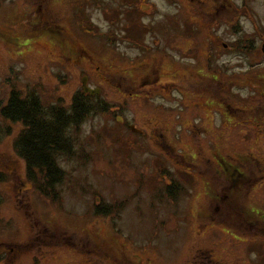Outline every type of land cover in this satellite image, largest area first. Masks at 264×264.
I'll list each match as a JSON object with an SVG mask.
<instances>
[{"label":"rangeland","instance_id":"374dc122","mask_svg":"<svg viewBox=\"0 0 264 264\" xmlns=\"http://www.w3.org/2000/svg\"><path fill=\"white\" fill-rule=\"evenodd\" d=\"M143 1L0 0V106L16 90L68 107L83 76L101 89L92 103L108 106L94 105L70 130L73 155L59 158L61 199L26 179L14 150L23 125L0 115V173L8 176L0 184V264H264V232L236 224L234 204L217 192L218 168L206 162L236 153L253 182L264 177V55L218 42L214 57L204 54L215 35L247 47L252 37L260 50L264 0H185L203 26L178 1L146 0L159 14ZM184 31L193 40L178 38ZM157 36L184 64L147 65ZM227 107L231 124L218 113ZM231 195L259 206L264 183Z\"/></svg>","mask_w":264,"mask_h":264},{"label":"trees","instance_id":"16d2710c","mask_svg":"<svg viewBox=\"0 0 264 264\" xmlns=\"http://www.w3.org/2000/svg\"><path fill=\"white\" fill-rule=\"evenodd\" d=\"M82 24L85 25L84 22ZM113 37L116 39L118 36ZM243 48L245 53H250V45L239 46V50ZM92 98L96 96L85 95L82 91L74 95L68 107L59 104L46 107L37 94L29 92L23 96L13 90L7 105L0 106L4 120L23 125L14 142V150L26 163V179L42 195L61 199L58 187L64 181L66 171L59 165V158L65 154L73 155L70 130L80 128L94 110V105H98L100 111L107 110L106 104H93ZM7 178L1 172L0 184ZM33 264H39L38 259Z\"/></svg>","mask_w":264,"mask_h":264},{"label":"flooded vegetation","instance_id":"af4514ba","mask_svg":"<svg viewBox=\"0 0 264 264\" xmlns=\"http://www.w3.org/2000/svg\"><path fill=\"white\" fill-rule=\"evenodd\" d=\"M145 1L146 0H144L140 5L141 6L143 5L144 7H145V5H148L150 7V9H152L153 12L159 14V8L157 5L155 7V5L150 4V2H149V4H145ZM177 1L179 2L180 9L182 10V11L179 10L180 13H185L184 16L188 20H190L192 23H194L195 25H199V26L204 25V21L202 19H199L200 14H198V12H197V15L193 14V17L191 15H189L190 12H189V9L186 5L185 0H168V2L171 5L178 4ZM190 7L193 11L196 9L192 5ZM142 12L145 13L146 11H142ZM177 14H178V12H177ZM194 20H195V22H194ZM197 20H199V22ZM175 38H177V37H175ZM178 38H181L183 40H188V41L193 40L191 34L189 32H185V31L183 32L182 35L181 34L178 35ZM212 39L215 41L213 44H210V43L206 44L205 43L206 46L204 49V54H206L207 57L208 56L214 57L215 50L217 49V43L216 42H218L224 50H232V49L235 51L239 50L240 41H238L235 45H229V43H225L224 41H222L221 38H219V36L215 35L214 37H212ZM171 41L172 40L169 39L170 43H171ZM245 41L250 45V53L260 52L264 55V53L262 52V47L260 48V50L258 48L254 47L252 37L246 38ZM163 43L166 45L165 41H163L162 38H159L158 36L153 38V44H154L155 48H153L152 51L154 53L151 55L148 54L149 57L147 58V61H148L147 65H151V63H154V62L157 63L158 65H165L167 63H170V64H173L174 66H181L182 64H184V63L181 64L182 60L177 59L176 56H172L173 53L170 52L168 48H166V47L162 48ZM198 44L199 43L195 42V47ZM263 44H264V42L262 43V45ZM140 46L141 47H139V48H142V47L144 48V50L141 49L142 51H145L144 53H147V51H149L151 48V46H143V44H141ZM195 47L194 46L189 47L188 51H192V50L195 51L196 50ZM211 61H212V58H210V62ZM84 94L89 95L86 93H84ZM227 108H228V111L226 110L227 114L220 113V112H218V113L222 116L223 120L226 119V121L231 124V123L235 122L236 119H235V116L231 117V115L233 114V111L229 110L230 107H227ZM118 119H120V117ZM121 120H122V118H121ZM131 126L132 125H129V128H131ZM228 145H229L228 146L229 150H231V148L234 149V147L237 146V144L235 142H233L232 140L228 142ZM206 162L207 163L210 162L211 166L213 165L212 163H214V165H216L218 168V170H216V172H215V174L219 173V174H217V176H218L217 192H218V195L220 197H223L225 199V201L227 200L226 202L229 201V202H231V204H234L232 206V210L233 211L235 210V215L239 219L236 224H239L245 228L250 227V228L255 229L256 231L264 232V203L258 202L259 206L256 203L255 206H252V207L247 206L246 207L244 204L241 205L238 200L231 199V196H232L231 191L241 190V188H245L249 184H251L252 190H255L258 186H262V184L264 183V177L261 178V176H259L257 178H259L260 180L258 182H253L252 180L256 179L255 173L252 171H246V170L239 167L238 163H240V161L237 159L236 153L228 154V155H225V154L222 155L219 153V155H216L215 157L213 155H210L208 157V159L206 160ZM221 173L223 175H225L227 178H223L221 176ZM202 176H203L202 178H205L207 176V174L205 176L203 174ZM204 184H205V195L207 196L208 191L210 190V187H208V181H205ZM254 197H256V199H258V200L264 199V195H255ZM216 202L218 203V200ZM220 217H222V218L218 219L220 225H226L225 224L227 221L226 218H224L222 215ZM232 222H233V219H232ZM246 236L247 235H245V237ZM257 238H259V236H257ZM234 239H238V238H234ZM239 239H245V238H239ZM245 241L247 242V241H249V239L246 238ZM255 242L256 241H253L250 244L248 249L253 248L255 250V247H254ZM248 249H245L243 251V253L245 254ZM222 250H224V249H222ZM254 253H255V251H254Z\"/></svg>","mask_w":264,"mask_h":264},{"label":"water","instance_id":"95a60500","mask_svg":"<svg viewBox=\"0 0 264 264\" xmlns=\"http://www.w3.org/2000/svg\"><path fill=\"white\" fill-rule=\"evenodd\" d=\"M262 52L264 53V44L262 45ZM81 81H82V89L84 93L89 94L91 96H96L100 94L101 89L99 88L92 89L89 87L87 76H84ZM120 121H121V118H120ZM131 130H133L134 132H141L135 126H131Z\"/></svg>","mask_w":264,"mask_h":264}]
</instances>
